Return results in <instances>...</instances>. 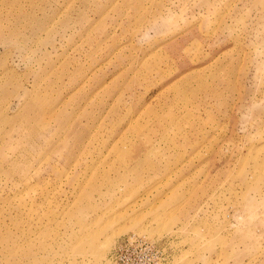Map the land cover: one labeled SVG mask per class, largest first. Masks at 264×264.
<instances>
[{"label": "rangeland", "instance_id": "obj_1", "mask_svg": "<svg viewBox=\"0 0 264 264\" xmlns=\"http://www.w3.org/2000/svg\"><path fill=\"white\" fill-rule=\"evenodd\" d=\"M132 234L264 264V0H0V264Z\"/></svg>", "mask_w": 264, "mask_h": 264}, {"label": "built area", "instance_id": "obj_2", "mask_svg": "<svg viewBox=\"0 0 264 264\" xmlns=\"http://www.w3.org/2000/svg\"><path fill=\"white\" fill-rule=\"evenodd\" d=\"M111 264H169L168 245L132 234L118 245Z\"/></svg>", "mask_w": 264, "mask_h": 264}, {"label": "bare ground", "instance_id": "obj_3", "mask_svg": "<svg viewBox=\"0 0 264 264\" xmlns=\"http://www.w3.org/2000/svg\"><path fill=\"white\" fill-rule=\"evenodd\" d=\"M139 232V231H138ZM140 234V233H139ZM143 236V235H142Z\"/></svg>", "mask_w": 264, "mask_h": 264}]
</instances>
